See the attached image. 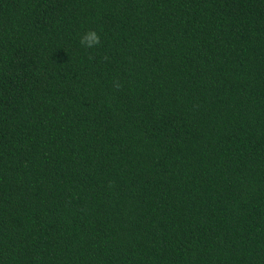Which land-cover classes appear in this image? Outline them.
Returning <instances> with one entry per match:
<instances>
[{
    "label": "trees",
    "instance_id": "16d2710c",
    "mask_svg": "<svg viewBox=\"0 0 264 264\" xmlns=\"http://www.w3.org/2000/svg\"><path fill=\"white\" fill-rule=\"evenodd\" d=\"M0 264H264V0H0Z\"/></svg>",
    "mask_w": 264,
    "mask_h": 264
},
{
    "label": "clouds",
    "instance_id": "9594fccd",
    "mask_svg": "<svg viewBox=\"0 0 264 264\" xmlns=\"http://www.w3.org/2000/svg\"><path fill=\"white\" fill-rule=\"evenodd\" d=\"M79 42L85 48H94L100 43L99 33L95 30H87L81 34Z\"/></svg>",
    "mask_w": 264,
    "mask_h": 264
}]
</instances>
